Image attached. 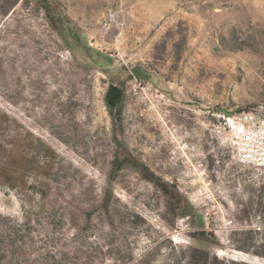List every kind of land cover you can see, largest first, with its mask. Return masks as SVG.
I'll use <instances>...</instances> for the list:
<instances>
[{"label":"rangeland","instance_id":"1","mask_svg":"<svg viewBox=\"0 0 264 264\" xmlns=\"http://www.w3.org/2000/svg\"><path fill=\"white\" fill-rule=\"evenodd\" d=\"M59 1L80 41L33 2L0 0V109L18 122L7 138L24 141L26 179L72 203L52 225L38 215L35 253L14 264H46L47 237L65 253L51 264H189L197 250L211 264H264L253 251H264V172L234 160L213 114L264 101V0ZM134 67L146 76L129 77ZM117 150L175 186L186 215L138 169L110 182ZM21 198L0 186V214L22 221ZM25 210L37 218L36 202Z\"/></svg>","mask_w":264,"mask_h":264},{"label":"trees","instance_id":"2","mask_svg":"<svg viewBox=\"0 0 264 264\" xmlns=\"http://www.w3.org/2000/svg\"><path fill=\"white\" fill-rule=\"evenodd\" d=\"M27 3L33 2L34 5L44 14L47 22L52 29L61 37L64 41H68L67 29L69 26L72 39L75 41L81 40V32L78 28L70 26L71 20L63 14L62 3L59 0H23ZM68 25V26H67ZM78 29V30H77ZM146 76V72L141 68L134 67L132 75L129 77L142 79ZM258 103V102H257ZM256 104V103H255ZM254 105V104H253ZM251 107V106H249ZM248 107V108H249ZM239 110V109H236ZM235 110L227 111L232 113ZM116 114V113H115ZM18 126L16 119L0 109V186L11 188L19 193L22 197V207L24 208V217L22 221H17L9 216H3L0 214V264H14L15 261H20L21 258H27L35 253V245L38 240L34 236V225L40 223L38 215L45 214V222L49 225L54 223V217L56 216V209L60 208L63 211L71 207L72 203L69 199L61 198L58 195L52 193V186L50 182L38 183L30 182L26 179L24 170L31 163L29 154L25 152L24 141L18 136H12L7 138L8 130ZM125 166H129L134 169H138L142 172V175L150 182H152L156 188L168 198L170 208L177 216H185L186 209L190 208V204L182 196L181 192L175 187L167 183V181L160 176H157L152 172L145 164L139 160L133 158L128 154H122L120 151H116L112 158V167L110 170V182L116 178L119 171L124 169ZM52 167H45V174L50 177ZM264 189V187H263ZM113 192L111 189L105 191V195L102 199V205L105 209L109 208V200L112 197ZM38 196V198H37ZM37 199V200H36ZM37 203L39 212L37 218H32L25 207L28 204ZM260 206L263 207L264 202L261 201ZM64 215V212H63ZM254 231V230H252ZM204 230H200L199 234L204 235ZM259 235L262 245H264V229L256 230ZM239 243L237 247L243 250H249L244 244L245 230H240L238 233ZM259 241V239H257ZM53 242V238H45L42 240L45 246L42 250L44 252L43 260L46 264H51L52 261L62 262L65 260V253L59 252V259H57V253L50 247ZM253 250L256 254L264 256V251L257 248ZM200 254L194 260L189 261V264H211L208 252L203 250H197Z\"/></svg>","mask_w":264,"mask_h":264},{"label":"built area","instance_id":"3","mask_svg":"<svg viewBox=\"0 0 264 264\" xmlns=\"http://www.w3.org/2000/svg\"><path fill=\"white\" fill-rule=\"evenodd\" d=\"M214 130L231 147L234 160L244 166L264 172V101L249 108L228 113L218 110Z\"/></svg>","mask_w":264,"mask_h":264},{"label":"water","instance_id":"4","mask_svg":"<svg viewBox=\"0 0 264 264\" xmlns=\"http://www.w3.org/2000/svg\"><path fill=\"white\" fill-rule=\"evenodd\" d=\"M117 92H118V91H117L116 88H112V89L110 90V96H109V99H108V104H109L111 107H113V102H112L111 97H116Z\"/></svg>","mask_w":264,"mask_h":264}]
</instances>
